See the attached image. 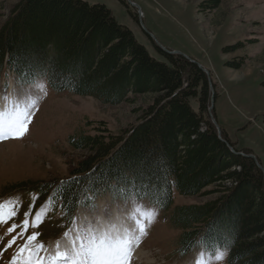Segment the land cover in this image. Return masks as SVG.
Masks as SVG:
<instances>
[{
	"label": "trees",
	"instance_id": "16d2710c",
	"mask_svg": "<svg viewBox=\"0 0 264 264\" xmlns=\"http://www.w3.org/2000/svg\"><path fill=\"white\" fill-rule=\"evenodd\" d=\"M161 53L164 62L152 58L104 6L21 0L13 8L0 29V78L10 69L20 85L42 79L56 92L113 106L130 95L152 97L138 124L122 135L102 128L72 137L70 146L89 155L71 178L36 186V197L48 199L66 224L79 206L92 207L104 193L122 201L140 197L181 231L183 255L202 248L214 256L227 248L228 264H264V175L253 159L231 152L223 132L219 139L207 118L205 73L181 56ZM213 186L223 189L218 200L174 207L176 195L197 197Z\"/></svg>",
	"mask_w": 264,
	"mask_h": 264
},
{
	"label": "rangeland",
	"instance_id": "374dc122",
	"mask_svg": "<svg viewBox=\"0 0 264 264\" xmlns=\"http://www.w3.org/2000/svg\"><path fill=\"white\" fill-rule=\"evenodd\" d=\"M20 1L0 0V29ZM82 1L106 7L155 60L164 62L161 51L170 52L208 71L209 76L205 75L214 102L211 115L217 121L221 138L223 132L238 154H252L264 175V0H218L214 9V0ZM238 63L241 66L236 69ZM16 79L8 69L2 74L0 102L12 94L14 101L19 99L24 106L28 96H43L34 84L22 89ZM43 82L47 95L40 99L28 131L22 138L0 140V201H11L18 213L0 224V264H10L34 231L40 233L39 242L46 246L42 254L53 255L49 250L51 242L72 238L85 219L97 225L98 216L102 215L105 222L114 224L111 219L115 208L135 227L129 219L132 200H117L104 193L92 207L79 206L70 225L64 222L60 211L51 209L48 199L38 200L35 191L43 183L71 178L78 162L89 155L70 146L72 137L83 132L95 135L102 128L114 136L122 135L138 124L141 109L151 103L152 97L130 95L119 105H105L92 97L56 92ZM192 106L198 109L195 102ZM207 118L212 123L209 109ZM222 190L213 186L197 197L176 195L174 207L214 202L222 197ZM142 203L153 208L148 202ZM156 211L147 234L133 249L131 264H196L202 252L207 264H228L226 259L216 261L202 248L183 255L179 246L181 231L172 228L168 219ZM44 213L47 215L39 228L30 227L27 233L23 232L24 220H34ZM14 225L15 230L9 232ZM69 226L68 235H63ZM14 237V246L7 248Z\"/></svg>",
	"mask_w": 264,
	"mask_h": 264
},
{
	"label": "snow or ice",
	"instance_id": "6c2138e0",
	"mask_svg": "<svg viewBox=\"0 0 264 264\" xmlns=\"http://www.w3.org/2000/svg\"><path fill=\"white\" fill-rule=\"evenodd\" d=\"M40 76H46L47 71L39 73ZM34 86L47 95V87L42 79L35 80ZM27 97V104L21 106L19 99L14 101L8 110H0V140L22 138L28 131V126L32 122L34 112L39 110V101L43 98ZM135 181H130L133 184ZM123 196L126 188L118 189ZM132 200L133 208L129 213V219L135 224V231L124 228L122 232L113 231L114 226H105L98 228L91 221L85 219L84 224L76 230V235L70 238L68 245L64 250L57 244V250L53 255H43L46 252V246L39 242L40 233L34 231L27 237L19 251L12 257L10 264H131L134 247H138L143 237L147 234V227L154 222L157 215L155 208H147L142 203L140 197H125ZM16 205L11 201H0V224L7 223L17 215ZM31 216L30 213H26ZM36 216L34 220L26 219L23 221V232L28 229L39 228L44 222V217ZM16 225L9 229V232L15 230ZM68 234L65 233V236ZM16 238L9 241L7 248L12 247ZM7 248L4 250L6 251ZM204 253L200 254L196 264H207L204 259ZM228 249L217 248L214 259L222 261L227 258Z\"/></svg>",
	"mask_w": 264,
	"mask_h": 264
},
{
	"label": "bare ground",
	"instance_id": "6f19581e",
	"mask_svg": "<svg viewBox=\"0 0 264 264\" xmlns=\"http://www.w3.org/2000/svg\"><path fill=\"white\" fill-rule=\"evenodd\" d=\"M14 102V98H13V95L11 94L10 97L8 98L7 101L5 102H0V110H8V108L10 107V105ZM102 205L99 204V208H100V211H102ZM109 214V213H108ZM97 217V216H96ZM128 217H126L125 214H122L121 212H119V210L117 208H115L113 210V217H112V222L114 224H111V223H108L104 221L102 215L101 216H98V222H97V227L100 228V227H105V226H114L112 228L113 231H116V232H122L124 228H128V229H131L133 231H135V227L133 224H131L128 219ZM110 222V221H109ZM75 235H72V238L74 237ZM70 239H61V240H57V241H53L51 242V245H50V253L51 254H54L57 250V244H59L60 246V249L61 250H64L66 248V246L68 245V242H69ZM135 248V247H134Z\"/></svg>",
	"mask_w": 264,
	"mask_h": 264
},
{
	"label": "water",
	"instance_id": "95a60500",
	"mask_svg": "<svg viewBox=\"0 0 264 264\" xmlns=\"http://www.w3.org/2000/svg\"><path fill=\"white\" fill-rule=\"evenodd\" d=\"M169 54H171L170 52H168ZM171 55H173V54H171ZM192 63H194V64H196L197 66H198V68L199 69H201V71L202 72H204L206 75H207V77L209 76V73H208V71H206L205 69H203L199 64H197L196 62H194V61H192V60H190ZM209 79V78H208ZM210 82V81H209ZM211 86V85H210ZM211 92H212V89H211ZM214 109V102H213V92H212V96H211V105H210V108H209V115H210V117H211V121H212V123H213V125L215 126V128H216V130H217V132H218V137H219V139L220 140H222V138H221V132H220V128H219V126H218V124H217V121L213 118V116L211 115V111ZM223 141V140H222ZM227 146L230 148V150H231V152H233V153H235V151H234V148H232L231 146H229V144H227ZM239 155H241V156H244V157H247V158H251V159H253L255 162H256V164H257V166H258V168L262 171L263 169H262V167H261V165L257 162V160H256V158L252 155V154H247V155H243V154H239Z\"/></svg>",
	"mask_w": 264,
	"mask_h": 264
}]
</instances>
